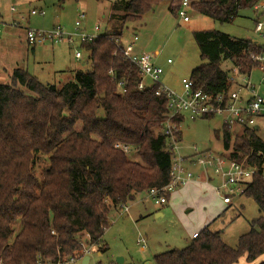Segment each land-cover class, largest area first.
Masks as SVG:
<instances>
[{"label":"trees","instance_id":"16d2710c","mask_svg":"<svg viewBox=\"0 0 264 264\" xmlns=\"http://www.w3.org/2000/svg\"><path fill=\"white\" fill-rule=\"evenodd\" d=\"M66 1L58 0L61 5ZM163 1L177 14L185 0L112 2L107 17L111 29L80 44L89 54V69L79 70L73 80L60 86L43 83L17 67L9 82H0V264L82 259L84 235L88 246L104 253L109 248L102 237L111 210L169 183L167 97L157 95L159 84L140 90L139 69L121 51L126 24ZM259 1L191 0L197 13L223 23ZM193 36L201 59L190 75L194 91L225 93L234 83V70L248 76L264 65L255 59L264 57V44L216 30ZM224 62L231 63L232 72L223 69ZM255 128H242L233 147L231 130L223 126L216 132L223 155L238 162L247 156L246 163L258 168L243 194L260 213L250 230L234 248L207 226L185 248L156 255L154 264L253 263L264 255V140Z\"/></svg>","mask_w":264,"mask_h":264},{"label":"rangeland","instance_id":"374dc122","mask_svg":"<svg viewBox=\"0 0 264 264\" xmlns=\"http://www.w3.org/2000/svg\"><path fill=\"white\" fill-rule=\"evenodd\" d=\"M114 1L67 0L61 5L58 0H0L2 65L5 68L15 67L17 61H22L24 68L43 83L57 85L70 70L77 68L88 70L89 54L77 45V41L72 44L61 42L56 45L47 41L45 44L37 45L34 53L25 40L27 29L49 31L60 26L63 31L72 33L75 32V23L80 13L85 12L86 18L82 20L80 30L88 34H102L111 29L107 17ZM188 1L192 9H182L188 11L189 21H184L179 11L177 14L171 13L169 2L163 1L141 19L128 22L121 37V43L123 41L124 45H129L137 36L135 51L152 55L155 63L164 70L161 82L177 93L183 92L182 79H189L191 72L201 64L200 50L193 36L195 31L216 30L264 44V39L254 32L256 20L264 22V7L258 11L254 6L242 8L232 22L223 23L197 13L191 0ZM257 5H264V0H260ZM12 7H15V12H12ZM33 10H43L45 16L34 15ZM97 25L101 27L98 32L95 31ZM77 51L82 54L81 59L75 57ZM169 59L172 63H168ZM222 67L226 71H231L232 65L224 62ZM249 78L258 93L264 97V73L257 68L252 71ZM0 82H9L8 76L3 75ZM236 88L238 83H233L230 89ZM259 120L256 132L264 140V118ZM222 127V119L218 116L196 120L186 117L180 124L182 153L187 154L193 151V147H197L199 151L223 154L221 136L218 138L216 135ZM241 131L242 128L231 130L232 147L235 136L241 134ZM130 157L135 158L132 152ZM246 161L247 156L241 160L245 163ZM191 169L195 171V179L203 172L198 167ZM213 178L212 183L218 187L221 179L215 174ZM186 185L179 186L171 192L168 204L163 206L156 204L146 192L139 194L125 207L117 208L116 211L111 210L110 224L102 237V244L109 248L106 252L99 254L98 246H88L86 240L89 236H83L84 247H89L92 251L89 264H117L119 260H124L123 264H154L156 255L171 249L185 248L191 242L189 239L192 237V231L203 230L207 225L211 231L221 232L223 241L235 248L239 237L250 230V222L260 215L256 202L246 195L237 196L229 206L223 202V196L216 193L217 188L213 192L206 185L188 183ZM205 189H208L206 195ZM174 196H177L175 204L172 203ZM126 207L128 211H125ZM158 210L164 215L156 216L155 212ZM140 238L145 240V250L138 244ZM69 262L70 260L64 263L81 264L80 261ZM239 264L251 263L243 259Z\"/></svg>","mask_w":264,"mask_h":264},{"label":"built area","instance_id":"2783aa9c","mask_svg":"<svg viewBox=\"0 0 264 264\" xmlns=\"http://www.w3.org/2000/svg\"><path fill=\"white\" fill-rule=\"evenodd\" d=\"M264 5H256L255 9L260 10ZM182 8L191 9V5L187 0L183 2L179 10V14L184 21H189L188 11ZM15 11V8H11ZM34 15L40 14L45 16V11L33 10ZM86 13L82 12L79 19L75 23V32L67 33L63 31L60 26H57L49 31H37L27 29L26 37L30 44H45L49 41L52 44L61 42H73L74 38H78L80 42L94 41L99 33L88 34L80 30L82 20H85ZM14 25L17 24L14 22ZM2 21L0 19V28ZM101 29L99 25L95 27L98 32ZM254 32L264 39V22L258 21L255 25ZM138 37L135 36L132 43L126 46L122 45L121 51L123 56L131 61L140 72L141 82L139 84L140 90L145 89L151 83L159 84L160 88L157 95L161 93L166 95L168 101L169 113L166 120L164 133L168 137L169 145L172 150V165L170 170V181L163 188H153L147 193L149 197L154 199L156 204L162 205L168 202L167 195H170L177 187L183 186L195 179V171L192 167H198L203 170L205 174H215L221 179V183L217 187V192L223 196V202L226 205L232 204L233 200L240 195H243L247 189L248 181L258 173L257 166H249L245 162H238L232 160L223 154H216L211 151H199L197 147H193L191 155H184L181 151L180 141L181 133L180 122L172 121L173 117L182 116L191 120L204 119L206 117H220L223 126L232 130L234 128H252L259 124V119L264 118V97L257 91L255 85L251 83L248 76H240L237 70H234L231 75V81L238 83V88L227 92L218 94H209L201 90L194 91L193 81L191 79H182L183 92L177 93L161 82L164 70L158 66L153 56L148 53H137L135 51ZM258 43V42H257ZM76 57L81 58L82 54L77 51ZM257 61H263L264 57H255ZM168 63H172L169 59ZM260 71L264 73V65L259 67ZM242 77V78H241ZM241 78V82L239 81ZM128 152V149L124 147ZM262 153H259L261 155ZM125 205H120V208ZM128 211V207L125 208ZM198 233L193 235L197 237ZM144 239H139L138 244L143 250L146 249ZM91 248L84 247V256L91 255ZM81 258H71L70 262L75 263ZM69 262V263H70ZM37 264H63L52 262H41ZM65 264V263H64Z\"/></svg>","mask_w":264,"mask_h":264},{"label":"crops","instance_id":"0c3cea01","mask_svg":"<svg viewBox=\"0 0 264 264\" xmlns=\"http://www.w3.org/2000/svg\"><path fill=\"white\" fill-rule=\"evenodd\" d=\"M13 8V7H12ZM15 8V7H14ZM16 11V10H15ZM14 11V12H15ZM13 12V11H12ZM0 19H1V17H0ZM83 30H85V28L83 29ZM25 40H26V42H27V44H28V46L29 47H32V52H34V53H36V48H37V45H32V44H30L28 41H27V37H25ZM75 41H77V45H80L81 44V42H80V40L78 39V38H75V40H73V42H64V44H72V43H75ZM255 42V41H254ZM56 45V44H55ZM122 45L123 46H126V45H124L123 44V41H122ZM135 50L137 51V48L135 47ZM157 53V52H156ZM75 57H76V55H75ZM77 58V57H76ZM82 58V57H81ZM81 58H77V59H81ZM17 67H21V68H24V64L22 63V61H17V63H16V65H15V67H9V68H5L3 65H2V62L0 61V78H2L3 77V75H6V76H8V79H9V81H10V78H11V74H12V71L15 69V68H17ZM25 69V68H24ZM80 69H74V70H70L69 71V73H68V75L66 76V77H64V79L63 78H61L62 80L61 81H59L60 83H63V82H65V81H69V80H73V78H74V75L79 71ZM256 127H258L259 128V125H257ZM192 154V152H189V153H187V154H185L184 153V155H191ZM197 179V180H196ZM196 179H194V180H192V181H190V182H188V185H206V186H208L213 192H215L216 191V185L215 184H213L212 183V181H213V174L212 173H210V174H205L204 172H202L201 173V175H199V176H197V178ZM186 185V184H185ZM187 186V185H186ZM206 190V192L204 193V195H206L207 193H208V189H205ZM216 193H217V191H216ZM215 194V193H214ZM216 195V194H215ZM169 201V200H168ZM174 202V204L177 202V196H174V198H173V201H172V203ZM170 203V202H169ZM233 203V202H232ZM166 204H168V202L166 203ZM159 205V204H158ZM163 205H165V204H162V205H160V206H163ZM226 205V204H225ZM172 206H174V205H172ZM221 206V205H220ZM229 206H231V205H229ZM226 208H228V207H226ZM114 211H116V210H114ZM111 214V213H110ZM110 214H109V219H110ZM155 214H156V216H163L164 215V213L161 211V210H158L157 212H155ZM208 226V225H207ZM206 226V227H207ZM202 230V229H201ZM201 230H198V229H196L194 232L192 231V237H190L191 239H189V240H192L193 239V235L195 234V233H200V231ZM93 250V249H92ZM143 250V249H142ZM98 253L99 254H101L100 253V251L98 250ZM85 257V256H84ZM84 257L80 260V262H82V260L84 259ZM262 261H264V255L263 256H261L257 261H255V262H253V263H251V264H258V263H260V262H262ZM240 263V262H239ZM238 263V264H239ZM89 264V263H88ZM123 264V263H122Z\"/></svg>","mask_w":264,"mask_h":264},{"label":"water","instance_id":"95a60500","mask_svg":"<svg viewBox=\"0 0 264 264\" xmlns=\"http://www.w3.org/2000/svg\"><path fill=\"white\" fill-rule=\"evenodd\" d=\"M257 43V42H256ZM256 130L258 129V127L255 128ZM90 261V255H86L84 257V259L82 260L81 264H88ZM124 262V260H119L117 261V264H122Z\"/></svg>","mask_w":264,"mask_h":264}]
</instances>
